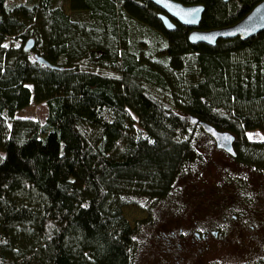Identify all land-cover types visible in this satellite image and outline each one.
<instances>
[{
    "label": "trees",
    "instance_id": "obj_1",
    "mask_svg": "<svg viewBox=\"0 0 264 264\" xmlns=\"http://www.w3.org/2000/svg\"><path fill=\"white\" fill-rule=\"evenodd\" d=\"M55 1L0 0V264H133L141 225L200 158L189 116L264 172V32L190 45L148 0H79L75 17ZM173 1L203 6V31L261 0ZM31 102L42 123L16 116Z\"/></svg>",
    "mask_w": 264,
    "mask_h": 264
},
{
    "label": "rangeland",
    "instance_id": "obj_2",
    "mask_svg": "<svg viewBox=\"0 0 264 264\" xmlns=\"http://www.w3.org/2000/svg\"><path fill=\"white\" fill-rule=\"evenodd\" d=\"M55 2L72 17L82 9L79 0ZM45 115V104L33 102L16 113L17 117L38 119L41 123ZM195 134L194 145L200 158L177 177L175 191L141 225L133 264H254L264 257V172L240 165L217 150L208 135L199 131ZM249 136L263 139L257 132ZM3 156L0 151V161ZM191 191H194L192 199ZM221 200L224 203L216 207ZM233 213L238 214L236 220L230 218ZM123 214L131 225L147 217L136 207L123 208ZM223 214L228 217L230 238L209 242V249L202 257L196 254L194 242L183 243L176 237L179 227L183 231L192 229L190 219L213 225L222 222Z\"/></svg>",
    "mask_w": 264,
    "mask_h": 264
},
{
    "label": "water",
    "instance_id": "obj_3",
    "mask_svg": "<svg viewBox=\"0 0 264 264\" xmlns=\"http://www.w3.org/2000/svg\"><path fill=\"white\" fill-rule=\"evenodd\" d=\"M151 4L160 9L157 18L166 32L175 29L176 22L178 25L189 29L187 42L190 45H207L214 47L218 40L234 39L238 37L241 41L257 36L258 33L264 32V0L258 2L249 12L234 25L214 30H199V22L202 17L203 6L191 5L185 6L173 0H148ZM228 2L229 0H221ZM33 47L32 39L25 41L24 50ZM38 63L43 62L42 58L35 56ZM189 124L198 125L201 131L208 135L215 148L223 151L226 155L235 156L234 154V136L231 133L214 129L210 124H206L197 118L189 116Z\"/></svg>",
    "mask_w": 264,
    "mask_h": 264
},
{
    "label": "flooded vegetation",
    "instance_id": "obj_4",
    "mask_svg": "<svg viewBox=\"0 0 264 264\" xmlns=\"http://www.w3.org/2000/svg\"><path fill=\"white\" fill-rule=\"evenodd\" d=\"M237 181V180H236ZM238 184V181H237ZM191 199L194 197V191H191ZM200 202L205 203L204 200H200ZM220 204H217L216 207L221 206L224 202L221 200L219 201ZM191 205V203L189 204ZM205 205H202L204 207ZM213 206V207H215ZM232 206V205H231ZM229 209L231 207H228ZM219 209V208H218ZM238 217V214L230 215L231 220L235 219ZM222 222H216L215 224L211 225V222L206 224L204 223L205 221L199 220V221H193L190 219V222L192 224V229H186L183 231L181 227H179L177 231L176 237L181 240V242L185 243L187 242L188 244L190 242H194L195 247H196V254L199 257H202L204 253L209 249V242L211 243L212 240L215 241H223L225 238H230V235L232 231L230 230V227L227 223L228 217L226 214L222 215ZM228 229L227 231H225ZM226 232V233H225Z\"/></svg>",
    "mask_w": 264,
    "mask_h": 264
}]
</instances>
